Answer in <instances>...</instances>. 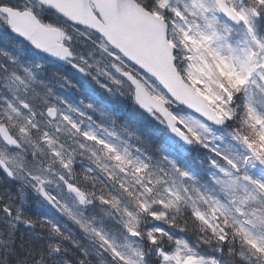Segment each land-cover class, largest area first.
<instances>
[{
  "label": "snow or ice",
  "instance_id": "6c2138e0",
  "mask_svg": "<svg viewBox=\"0 0 264 264\" xmlns=\"http://www.w3.org/2000/svg\"><path fill=\"white\" fill-rule=\"evenodd\" d=\"M0 38V264H264V0H0Z\"/></svg>",
  "mask_w": 264,
  "mask_h": 264
},
{
  "label": "trees",
  "instance_id": "16d2710c",
  "mask_svg": "<svg viewBox=\"0 0 264 264\" xmlns=\"http://www.w3.org/2000/svg\"><path fill=\"white\" fill-rule=\"evenodd\" d=\"M134 123V122H133Z\"/></svg>",
  "mask_w": 264,
  "mask_h": 264
}]
</instances>
